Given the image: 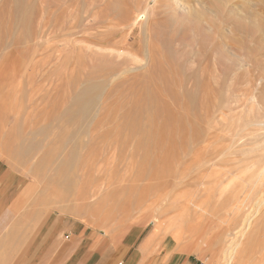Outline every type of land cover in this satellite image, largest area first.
<instances>
[{"label":"rangeland","instance_id":"1","mask_svg":"<svg viewBox=\"0 0 264 264\" xmlns=\"http://www.w3.org/2000/svg\"><path fill=\"white\" fill-rule=\"evenodd\" d=\"M0 168L73 237L223 264L264 199V0H0Z\"/></svg>","mask_w":264,"mask_h":264},{"label":"crops","instance_id":"2","mask_svg":"<svg viewBox=\"0 0 264 264\" xmlns=\"http://www.w3.org/2000/svg\"><path fill=\"white\" fill-rule=\"evenodd\" d=\"M6 176L0 168V264H147L129 243L99 247L92 237H73L66 219L21 213L24 202L14 198Z\"/></svg>","mask_w":264,"mask_h":264},{"label":"bare ground","instance_id":"3","mask_svg":"<svg viewBox=\"0 0 264 264\" xmlns=\"http://www.w3.org/2000/svg\"><path fill=\"white\" fill-rule=\"evenodd\" d=\"M141 19H143V18H141ZM145 19H146V16H145ZM152 206H154V205H152ZM262 207H264V199L261 200L257 204V208L255 210H253V212H249L247 214V216L245 217V219L243 221L242 226L238 227V229L235 231V234H234V237L230 243V246L228 247L226 252H224V263L223 264H233L234 260H236V264H246L245 259L247 258L248 247H249L250 242H251V237H252V235L255 231V228H256L255 224H254V220L259 216V212L261 211ZM260 222H264V216L259 221H257L256 225L258 226V224ZM253 225H254V227H253ZM246 236H249V237L247 240L245 239L246 243H244V245H243L242 241H245L244 238ZM251 244H252V242H251ZM260 248H261L260 251L262 254L261 258L264 261V245H262ZM259 254H260V252H259Z\"/></svg>","mask_w":264,"mask_h":264}]
</instances>
